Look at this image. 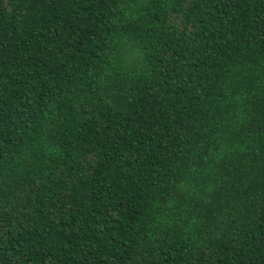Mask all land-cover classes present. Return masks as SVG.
Here are the masks:
<instances>
[{"label":"trees","instance_id":"trees-1","mask_svg":"<svg viewBox=\"0 0 264 264\" xmlns=\"http://www.w3.org/2000/svg\"><path fill=\"white\" fill-rule=\"evenodd\" d=\"M0 264H264V0H0Z\"/></svg>","mask_w":264,"mask_h":264}]
</instances>
